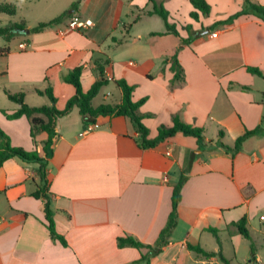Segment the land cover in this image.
I'll return each instance as SVG.
<instances>
[{
    "label": "crops",
    "instance_id": "1",
    "mask_svg": "<svg viewBox=\"0 0 264 264\" xmlns=\"http://www.w3.org/2000/svg\"><path fill=\"white\" fill-rule=\"evenodd\" d=\"M75 1L63 0L67 9ZM154 1L169 11L181 37L191 36L188 45L180 47L172 34L153 35L166 28L158 15L147 14L153 10L150 0H82L76 14L91 20L92 28L61 35L65 27L59 24L25 35L15 47L18 50L1 49L6 60L0 63V89L12 103L2 113L11 120L7 115L20 107L7 92L23 94L31 107L49 106V99L37 93L49 85L57 108L63 109L75 89L62 77L82 65L81 82L87 91L99 79L96 61L102 57L110 61L105 67L107 86L125 80L134 86V102L146 98L139 111L149 138L157 136L159 127H171L178 116L204 129L205 146L200 148L195 137L177 133L154 148L141 149L136 142L139 134L128 118L101 117L84 125L74 109L57 121L58 136L47 166L56 230L68 246L51 238L44 203L33 197L38 164L11 158L0 167V264H146L137 263L146 248H119L117 239L130 235L155 245L168 223L174 186L183 175L187 179L177 207L178 224L150 264H215L218 256L206 258L189 250L188 244L217 253L223 248L222 234L239 236L234 222L246 217L249 231L256 217L263 223L264 78L249 73L247 67L264 74V21L246 14L210 31L216 22L240 11L244 0H206L211 12L199 13V21L190 17L194 10L190 0ZM256 2L264 6V0ZM1 4H13L18 11L17 2ZM156 17L162 25L152 29L150 21ZM189 25L190 34L183 29ZM23 43L27 47L22 50ZM179 47L184 77L173 83L168 58ZM115 86L103 95L113 101L103 103L121 102L122 91ZM29 97L35 103L30 104ZM11 121H18L23 140L31 137L26 117ZM258 127L259 132L248 137L234 156L220 145L233 147L238 137ZM46 139L47 134L41 136L33 149L22 143L15 147L44 156ZM208 228L218 230L220 245Z\"/></svg>",
    "mask_w": 264,
    "mask_h": 264
},
{
    "label": "trees",
    "instance_id": "2",
    "mask_svg": "<svg viewBox=\"0 0 264 264\" xmlns=\"http://www.w3.org/2000/svg\"><path fill=\"white\" fill-rule=\"evenodd\" d=\"M82 0H76L70 5V7L65 10L58 17L44 23H40L32 28H28L23 22L20 23H8L6 25L0 26V37L5 38L10 41L17 35H27L33 33H39L52 26L63 24L68 21L73 15L78 12L79 5ZM153 3V10L148 11V15H158L165 24V33H153L156 36H163L167 34H172L179 39L180 47L182 45H188L192 38L181 37L179 31L176 29L175 24L170 22V14L163 5L157 4L154 0H150ZM191 5L194 10L190 12V17L199 21V13L203 16H208L211 12V6L206 0H190ZM17 7L13 4H1L0 13L14 16L16 15ZM253 14L264 21V6L256 2V0H244L243 7L240 11L235 12L227 19L218 21L212 25L209 30L213 31L218 26L226 25L232 23L235 19L241 15ZM189 34L191 33L192 27L189 25L185 28ZM177 48L176 53L169 57L168 60L171 62L170 70L174 73L172 82L180 81L184 77V72L179 60L177 58V53L179 51ZM110 61L108 59H98L96 61V70L98 72L99 79L96 80L89 90L84 91L82 87V73L84 67L77 66L65 74L62 79L65 83L71 85L75 89V94L67 101L63 109L57 108V97L54 94L53 88L49 85L44 91L37 90V93L46 96L49 101V106L42 107H31L27 105L24 101V95L21 93L10 94L7 92L8 98L19 104V109L7 117L11 120L18 119L21 117H26L31 125V137L35 138V135L39 132H45L47 134V139L44 142L43 153L41 156L37 150L27 151L21 147H14L10 143V138L7 134L0 128V167L2 164L11 158H18L26 163H36L38 164V176L39 180L37 183V189L33 193V197L41 200L44 203L45 211V226L49 230L51 238L59 241L63 246H68L66 239L60 235L56 230L55 220H54V210L51 207V192H50V182L47 177V166L48 159L53 155V145L58 136L56 128L57 121L59 118L64 117L71 113L74 109H77L82 122L84 125L95 124L97 120L101 117H125L128 118L134 125L137 133L139 134L137 138V144L141 149H150L156 147L161 142L166 139L173 137L177 133H182L185 136H192L197 139L200 148L205 146V138L203 135L204 129L199 126H193L183 122L178 116L173 117V125L171 127L161 126L158 129V134L155 138H149V129L143 124L144 115L140 113L139 109L146 101V98L134 102L132 100V94L134 91V86L129 85L125 80H115L114 83L122 91V100L119 104L102 103L97 107H94L92 102L99 94L100 90L109 84L108 78H106L105 67L109 65ZM247 71L251 74L257 75L264 78V74L255 67H247ZM260 130L258 127L252 131H246L242 136L238 137L233 145V147L227 146L220 143L222 148L230 152L233 156L238 153L243 146V143L248 137L256 135ZM222 135V133H221ZM187 177L185 175L181 176L178 183L174 186L172 195V210L169 215L168 223L166 227L161 231L159 238L155 245H146L137 240L135 237L126 235L125 237H119L117 239V245L119 248L124 247H134L138 250L146 248L148 252L141 255V259L137 261L145 262L150 264L152 257L159 255L163 247L168 244V238L171 232L178 224V211L177 207L181 200V190L186 182ZM232 226L236 227V231L239 235L243 236L251 242V253L252 257L255 255V244L252 241L250 231L247 227L246 217L241 218L239 221L234 222ZM220 245L218 238V230L214 228H208ZM189 250L204 256L206 258H211L218 256L223 264H232L220 250L215 252H207L201 246H193L188 244Z\"/></svg>",
    "mask_w": 264,
    "mask_h": 264
},
{
    "label": "rangeland",
    "instance_id": "3",
    "mask_svg": "<svg viewBox=\"0 0 264 264\" xmlns=\"http://www.w3.org/2000/svg\"><path fill=\"white\" fill-rule=\"evenodd\" d=\"M10 2V0H0V3ZM11 2H17L19 7L16 16L10 17L7 15L0 14V26L6 25L10 22H20L25 21L27 25L31 27L38 25L39 23L48 22L60 14L63 13L64 10L67 9L68 6L63 2V0H11ZM184 11V9H183ZM151 28L156 29L159 25H162V20L159 17L153 18L150 21ZM64 27L62 30L70 31L68 29L67 21L63 23ZM61 30V31H62ZM60 33V32H59ZM105 35V34H104ZM24 35H17L10 41H7L5 38L0 37V53L1 49H5L4 47H14L22 40ZM106 39L105 36L101 37V41ZM109 39H107L105 45L108 43ZM105 42V41H104ZM103 42V43H104ZM3 47V48H2ZM21 49V48H20ZM23 50V49H22ZM111 53V52H110ZM99 59H103L100 57ZM3 60H6L5 57L0 56V63H4ZM63 82V81H61ZM64 84V83H63ZM88 84V80L85 82V85ZM52 85V84H51ZM115 84L111 83L109 86L102 88L98 97H96L93 101V104L96 106L105 101H113L112 96H108L107 100L103 99V95L111 92L113 88H115ZM35 98H39L36 95H33ZM30 104L35 103L30 97L28 98ZM48 103V102H47ZM11 102L6 98L4 92L0 89V128L7 134L10 138V143L15 147L18 143H22L25 145L27 149H33L35 147V142L40 143L41 136H46L45 133H37L35 138H32L28 135L26 139L23 140L22 133L19 135V127L18 121L8 120L2 113V110H7L9 106H11ZM49 104V103H48ZM31 128V125H29ZM43 134V135H41ZM264 214V212L262 213ZM250 234L252 237V241L255 244V257H252L251 253V242L239 235L237 237H228V234H222L223 248L221 251L223 255L230 260L232 264H254L255 258L257 259L258 264H264V221L260 223L259 216L256 217L250 227ZM212 238V237H211ZM211 241L215 242L212 238ZM207 247H211L212 244L207 243ZM218 261L215 264H223L219 257H217ZM190 264H195L191 262Z\"/></svg>",
    "mask_w": 264,
    "mask_h": 264
},
{
    "label": "built area",
    "instance_id": "4",
    "mask_svg": "<svg viewBox=\"0 0 264 264\" xmlns=\"http://www.w3.org/2000/svg\"><path fill=\"white\" fill-rule=\"evenodd\" d=\"M67 23H68V29L70 31H76V32L85 31V30H88L94 26V23L91 20L85 19V18H83L77 14L73 15L68 20ZM65 32H66L65 30L64 31L62 30V31H60V34L64 35ZM216 36H217V34L213 33L211 37L214 38ZM20 47H21V49H26L27 44L26 43L20 44ZM260 219L262 221H264V216H261Z\"/></svg>",
    "mask_w": 264,
    "mask_h": 264
},
{
    "label": "water",
    "instance_id": "5",
    "mask_svg": "<svg viewBox=\"0 0 264 264\" xmlns=\"http://www.w3.org/2000/svg\"><path fill=\"white\" fill-rule=\"evenodd\" d=\"M27 34H28V31H27Z\"/></svg>",
    "mask_w": 264,
    "mask_h": 264
}]
</instances>
